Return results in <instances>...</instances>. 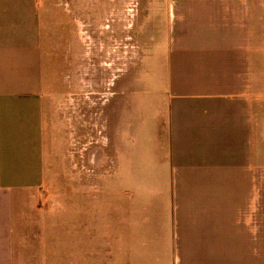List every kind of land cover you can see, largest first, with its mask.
I'll return each instance as SVG.
<instances>
[{"label": "crops", "instance_id": "crops-1", "mask_svg": "<svg viewBox=\"0 0 264 264\" xmlns=\"http://www.w3.org/2000/svg\"><path fill=\"white\" fill-rule=\"evenodd\" d=\"M78 2L0 0V264H264V0H168L165 47L146 54L141 0L137 57L112 80L157 77L145 82L160 97L155 119L143 108V177L118 191L132 152L114 119L132 103L109 99L107 192L53 204L47 113L99 73Z\"/></svg>", "mask_w": 264, "mask_h": 264}, {"label": "rangeland", "instance_id": "rangeland-1", "mask_svg": "<svg viewBox=\"0 0 264 264\" xmlns=\"http://www.w3.org/2000/svg\"><path fill=\"white\" fill-rule=\"evenodd\" d=\"M78 1L77 8L80 12L77 26L83 38L85 63L91 64L86 51L94 45L98 52L99 73H96L94 83L90 72L81 74L83 79L79 78L78 87L70 88L57 96L47 113L45 125L48 144L44 188L53 204H58L61 196L72 199L78 193L81 197L91 199L107 192L108 180L113 177L115 166V157L110 148V142L114 143L115 136L113 134L110 138L109 130L113 129L108 130L109 122L106 118V103L109 99L116 101L121 98L132 103L131 111L128 112L127 107L125 112L122 107L117 116L119 119L116 116L114 119V132L120 134L126 151L132 152L120 161L118 191L130 189L127 185L129 178L141 179L143 152L141 153L140 146H146L143 135L145 127L142 128L145 120L143 108H146L144 111L148 115V121L155 119L154 102L160 97L159 90L145 83L147 80L156 81L154 71L149 73L150 79L143 74L141 81L136 78L126 88L118 80H112V77L121 74L137 57L138 40L135 30L141 0ZM167 1L143 0V54L165 47L169 26ZM146 64L144 62L143 66ZM132 148H135V152ZM130 159L132 160L129 161ZM123 193L120 195L124 196Z\"/></svg>", "mask_w": 264, "mask_h": 264}]
</instances>
